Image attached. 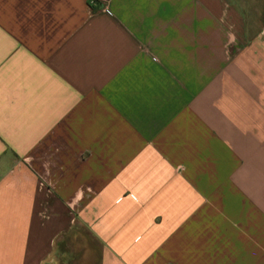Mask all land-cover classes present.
<instances>
[{
  "label": "crops",
  "instance_id": "obj_1",
  "mask_svg": "<svg viewBox=\"0 0 264 264\" xmlns=\"http://www.w3.org/2000/svg\"><path fill=\"white\" fill-rule=\"evenodd\" d=\"M0 264H264V0H0Z\"/></svg>",
  "mask_w": 264,
  "mask_h": 264
},
{
  "label": "built area",
  "instance_id": "obj_2",
  "mask_svg": "<svg viewBox=\"0 0 264 264\" xmlns=\"http://www.w3.org/2000/svg\"><path fill=\"white\" fill-rule=\"evenodd\" d=\"M106 12H107V10H106Z\"/></svg>",
  "mask_w": 264,
  "mask_h": 264
}]
</instances>
